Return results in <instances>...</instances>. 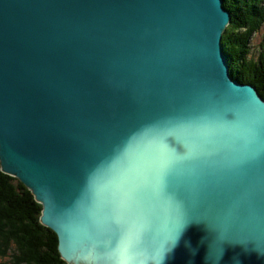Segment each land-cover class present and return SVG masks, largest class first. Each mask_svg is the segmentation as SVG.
Returning a JSON list of instances; mask_svg holds the SVG:
<instances>
[{"label":"water","instance_id":"obj_1","mask_svg":"<svg viewBox=\"0 0 264 264\" xmlns=\"http://www.w3.org/2000/svg\"><path fill=\"white\" fill-rule=\"evenodd\" d=\"M222 0H0V169L66 264H264V99Z\"/></svg>","mask_w":264,"mask_h":264},{"label":"trees","instance_id":"obj_2","mask_svg":"<svg viewBox=\"0 0 264 264\" xmlns=\"http://www.w3.org/2000/svg\"><path fill=\"white\" fill-rule=\"evenodd\" d=\"M230 22L221 46L231 77L250 84L264 99V52L251 57L250 40L264 24V0H222ZM41 205L0 169V264H66L57 236L40 223Z\"/></svg>","mask_w":264,"mask_h":264},{"label":"rangeland","instance_id":"obj_3","mask_svg":"<svg viewBox=\"0 0 264 264\" xmlns=\"http://www.w3.org/2000/svg\"><path fill=\"white\" fill-rule=\"evenodd\" d=\"M251 57L257 58L260 52H264V24L259 28L250 40Z\"/></svg>","mask_w":264,"mask_h":264},{"label":"snow or ice","instance_id":"obj_4","mask_svg":"<svg viewBox=\"0 0 264 264\" xmlns=\"http://www.w3.org/2000/svg\"><path fill=\"white\" fill-rule=\"evenodd\" d=\"M237 264H240V262H239V261H237Z\"/></svg>","mask_w":264,"mask_h":264}]
</instances>
